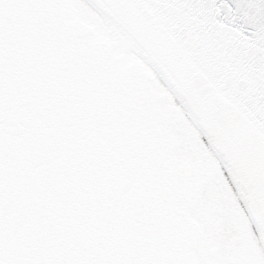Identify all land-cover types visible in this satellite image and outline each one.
Instances as JSON below:
<instances>
[{
  "label": "snow or ice",
  "instance_id": "snow-or-ice-1",
  "mask_svg": "<svg viewBox=\"0 0 264 264\" xmlns=\"http://www.w3.org/2000/svg\"><path fill=\"white\" fill-rule=\"evenodd\" d=\"M0 264H264V0H0Z\"/></svg>",
  "mask_w": 264,
  "mask_h": 264
}]
</instances>
